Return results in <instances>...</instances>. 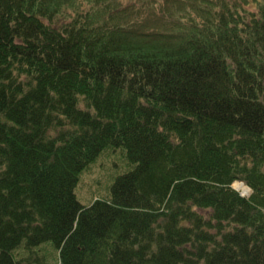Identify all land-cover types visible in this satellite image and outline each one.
I'll return each instance as SVG.
<instances>
[{"label": "trees", "instance_id": "16d2710c", "mask_svg": "<svg viewBox=\"0 0 264 264\" xmlns=\"http://www.w3.org/2000/svg\"><path fill=\"white\" fill-rule=\"evenodd\" d=\"M115 151L129 169L82 206ZM46 244L53 264H264V0H0V264Z\"/></svg>", "mask_w": 264, "mask_h": 264}, {"label": "rangeland", "instance_id": "374dc122", "mask_svg": "<svg viewBox=\"0 0 264 264\" xmlns=\"http://www.w3.org/2000/svg\"><path fill=\"white\" fill-rule=\"evenodd\" d=\"M128 169L118 151L101 155L93 165L80 175L77 186L74 188L77 202L86 207L94 198L104 197L113 178ZM240 186H242L240 183H236L232 185V188L242 197H246L249 191L245 187ZM42 247L45 251V264H53L52 256L55 250L48 244Z\"/></svg>", "mask_w": 264, "mask_h": 264}, {"label": "bare ground", "instance_id": "6f19581e", "mask_svg": "<svg viewBox=\"0 0 264 264\" xmlns=\"http://www.w3.org/2000/svg\"><path fill=\"white\" fill-rule=\"evenodd\" d=\"M240 187H242V186H240Z\"/></svg>", "mask_w": 264, "mask_h": 264}]
</instances>
